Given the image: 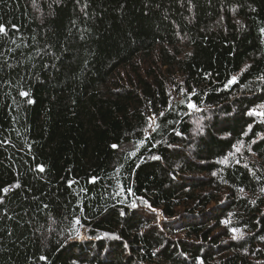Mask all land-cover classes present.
Masks as SVG:
<instances>
[{
  "label": "trees",
  "instance_id": "1",
  "mask_svg": "<svg viewBox=\"0 0 264 264\" xmlns=\"http://www.w3.org/2000/svg\"><path fill=\"white\" fill-rule=\"evenodd\" d=\"M0 25V264H264V0H0Z\"/></svg>",
  "mask_w": 264,
  "mask_h": 264
},
{
  "label": "snow or ice",
  "instance_id": "2",
  "mask_svg": "<svg viewBox=\"0 0 264 264\" xmlns=\"http://www.w3.org/2000/svg\"><path fill=\"white\" fill-rule=\"evenodd\" d=\"M33 2L35 3V0H33ZM56 2L58 3L59 0H56ZM77 2H79V0H77ZM190 2H191V0H189V3H190ZM85 6H86V5H85ZM260 31H261L262 34H264V28H262ZM0 34L7 35V30H6V27H5L4 25H0ZM247 67H248V66H245V69H244V70H246ZM244 70H242V71H244ZM237 79H238L237 76H233V77H231V79L227 82V84L225 85V87H229L230 85H232L233 83H235V82L237 81ZM258 79L264 81V74H262L260 77H258ZM20 94H21L22 96H25V97L28 96V93H27V92H21ZM28 102H29V103H33L34 101H32L31 99H29ZM188 106H189L190 108H195V107H196V106L193 105V104H189ZM161 115H162V114H161ZM248 115H249V116H256V117L262 118V122H264V103H261V104L257 105L256 107L250 109L249 112H248ZM149 119H153V118L150 117ZM248 129H249V130L252 129V125H251V124L248 125ZM245 135H247V133H245ZM259 138H260V139H264V134H261ZM255 142H256L255 140L252 141V143H255ZM112 147H113V148H116V147H118V146H117V145H112ZM234 147H236V146H234ZM249 150H251V149H249ZM236 151L239 152V151H240V148H239V147H236ZM132 155H135V153H132ZM229 155H233V153H230ZM151 159L158 160V159H160V157H159V156H152ZM237 163H239V161H237ZM245 167H247L246 164H245ZM37 168H38L39 172H41V173L45 171L44 165H37ZM93 179H94V178H93ZM16 186L18 187L19 185H16ZM2 191L7 192L8 189L5 188V189H3ZM128 191L131 192V189H128ZM241 191H243V189H241ZM262 191H264V189H262ZM142 203L147 204L148 202L142 200ZM148 206L151 207L150 205H148ZM130 207H131V208H136V207H137L136 202L133 201L132 204L130 205ZM153 211H155V209H153ZM121 215H125V213L123 212V210H121ZM77 223H78V221H77ZM225 223H227V221H226ZM232 231H233V232H236V231H238V230H237V229H232ZM104 235H105V236H108L109 233H104ZM241 235H243V233H241ZM117 238H118V237H117ZM234 238H236V237H234ZM67 239L70 240V239H72V237L69 236ZM262 239H264V237H262ZM40 259H42V260H46L47 258L42 256Z\"/></svg>",
  "mask_w": 264,
  "mask_h": 264
},
{
  "label": "rangeland",
  "instance_id": "3",
  "mask_svg": "<svg viewBox=\"0 0 264 264\" xmlns=\"http://www.w3.org/2000/svg\"><path fill=\"white\" fill-rule=\"evenodd\" d=\"M192 110H195V108H191ZM153 120H154V117H152ZM193 125H194V130H193V135L194 137H196V134H203L204 132L200 133L201 130H204V124H206L207 119H206V113H196L194 116H193ZM206 127V126H205ZM239 145V146H238ZM237 145V147L240 148V151L237 152L236 151V148H235V152H233V156L235 157L234 160L237 162L239 161V163H246L248 164L249 166L252 165V161H249L248 162V159L249 160H253L254 161V154L252 153L251 150V146L250 145H247L245 144V142H241ZM133 144H127V145H124L122 147L123 150H131L133 151ZM244 161V162H243ZM151 215L157 217V222H159V219H158V215L157 212L155 214H152ZM181 220H184V217L181 218ZM236 235L238 234V232H234Z\"/></svg>",
  "mask_w": 264,
  "mask_h": 264
}]
</instances>
